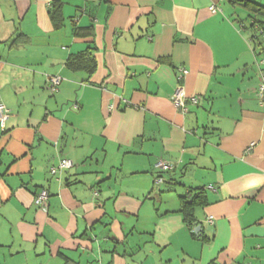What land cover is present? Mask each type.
<instances>
[{"label": "crops", "instance_id": "0c3cea01", "mask_svg": "<svg viewBox=\"0 0 264 264\" xmlns=\"http://www.w3.org/2000/svg\"><path fill=\"white\" fill-rule=\"evenodd\" d=\"M256 17L234 0H0V264H264ZM199 189L189 224L180 197Z\"/></svg>", "mask_w": 264, "mask_h": 264}, {"label": "built area", "instance_id": "2783aa9c", "mask_svg": "<svg viewBox=\"0 0 264 264\" xmlns=\"http://www.w3.org/2000/svg\"><path fill=\"white\" fill-rule=\"evenodd\" d=\"M216 7L213 5L211 6V10L216 11ZM264 62V60H263ZM188 70L186 68H180L179 70V80L178 83L171 95V100L173 105L181 110L183 113H186L189 110V103H197L198 102V97L196 96H191L188 98L186 90L184 88V85L182 84V79L185 77L187 74ZM62 81V77L60 75H52L49 77V82H50V89L51 91H56L59 87V84ZM257 95L264 105V72H261L260 77H259V86L257 88ZM11 114V110L4 104L0 103V122L2 125L5 124L7 119L9 118ZM254 144V143H253ZM75 165L74 161L69 159V158H62L58 165H55L51 168L52 173L56 174L60 171L72 168ZM156 167L157 169L162 173L169 171L170 169L173 168V164L167 160L164 159H159L156 162ZM163 177L162 175H158L156 177V181L161 183L163 182ZM50 194L49 191L46 188H41L37 193L35 197V204L40 207L42 210H46L49 202ZM212 221V219L210 218Z\"/></svg>", "mask_w": 264, "mask_h": 264}, {"label": "trees", "instance_id": "16d2710c", "mask_svg": "<svg viewBox=\"0 0 264 264\" xmlns=\"http://www.w3.org/2000/svg\"><path fill=\"white\" fill-rule=\"evenodd\" d=\"M239 3H244L247 6H250L254 13L256 14H262L264 16V9L260 7L255 0H234ZM50 14L52 17V20L55 24V26H61L62 25V14H61V5L57 3H52ZM264 20H259L257 17L253 21V25L257 27V31L255 33V41L258 42L259 45L261 38L264 37ZM86 54V53H84ZM76 55L73 56V60H78L84 57L83 55ZM84 60V59H82ZM80 61V60H79ZM162 175V173H161ZM181 199V212L183 213L184 220L189 223L193 224L195 221V209L196 207L203 205L205 202V195L202 189H199L196 192L190 191L187 195H183L180 197Z\"/></svg>", "mask_w": 264, "mask_h": 264}, {"label": "rangeland", "instance_id": "374dc122", "mask_svg": "<svg viewBox=\"0 0 264 264\" xmlns=\"http://www.w3.org/2000/svg\"><path fill=\"white\" fill-rule=\"evenodd\" d=\"M239 9H243L242 7H240ZM243 12H245V10L243 9Z\"/></svg>", "mask_w": 264, "mask_h": 264}, {"label": "water", "instance_id": "95a60500", "mask_svg": "<svg viewBox=\"0 0 264 264\" xmlns=\"http://www.w3.org/2000/svg\"><path fill=\"white\" fill-rule=\"evenodd\" d=\"M199 229V228H198Z\"/></svg>", "mask_w": 264, "mask_h": 264}]
</instances>
